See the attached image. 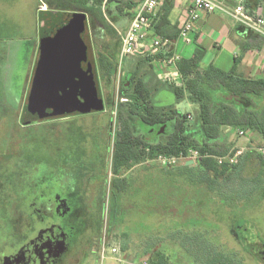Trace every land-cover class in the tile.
Wrapping results in <instances>:
<instances>
[{"label":"rangeland","instance_id":"rangeland-1","mask_svg":"<svg viewBox=\"0 0 264 264\" xmlns=\"http://www.w3.org/2000/svg\"><path fill=\"white\" fill-rule=\"evenodd\" d=\"M0 3L3 4L0 7V189L12 192L13 188H25L49 165L55 167L60 161L64 165L80 166L79 170L83 171L91 186V191L87 190L92 199L91 207L85 212L90 214L88 217L92 223L88 222L83 229L63 264H117L108 254L105 261H99L102 242L119 248L126 243L127 249L121 251V255L129 263L139 264L148 259L151 246H156L168 255L171 264H200L186 246L183 248L192 236L207 240L211 250L218 254L236 255L238 264H260L243 250L233 234V226H237L240 232L244 227L248 228L249 233L243 232L248 242L252 243L257 235L264 242V199L254 196L248 200L221 202L219 195L197 183V171H186L182 165L167 167L143 161L125 171L123 175L131 184L127 194L120 199L124 214L121 222L110 230L107 220L114 205L110 179L117 129L118 80L121 73L128 70L127 64L142 56L126 57L121 68L116 67L113 82L107 87L101 85L104 112L22 126L19 119L22 99L26 95V76L31 68L30 53L36 23L33 9L37 0H0ZM127 19L122 17L116 23L105 14L104 29L99 34L92 30V54L96 50L94 44L109 45V50H113L124 32L121 30ZM157 100L160 105H173L180 113L191 115L196 110L188 100L176 102L173 97H164L163 94ZM170 127L171 123L167 130ZM224 136L220 140L225 144L233 142L234 148L242 151L249 143V136H239L237 132L227 133L223 139ZM160 139L161 136L156 137V140ZM254 147L257 148V144ZM220 183L222 187L230 185ZM3 192L0 197L5 195L6 203L21 206V200L13 198L15 195L9 197ZM100 217L99 233L93 222ZM0 235L6 239L1 230Z\"/></svg>","mask_w":264,"mask_h":264},{"label":"trees","instance_id":"trees-1","mask_svg":"<svg viewBox=\"0 0 264 264\" xmlns=\"http://www.w3.org/2000/svg\"><path fill=\"white\" fill-rule=\"evenodd\" d=\"M223 1L231 5L240 3L251 14L264 5V0H256L255 3L250 0L238 3L232 0ZM40 3L45 4L47 8L44 12H37L39 23L45 17L56 19L64 13L82 14L87 17L89 29L98 34L105 27V14L112 19V22L117 23L122 17L130 18L131 11L136 5L133 0L106 2L105 0H39V5ZM171 10V4L168 0H164L152 18L153 36L172 41L178 37V25H172L169 20ZM195 45L191 57H182L177 62L179 78L174 83L159 80L151 64L153 61L173 56L171 51L163 49L144 56L136 62L128 63V70L123 71L119 77L117 129L113 143L110 179L114 205L109 211L107 220L110 230L121 222L124 208L120 199L127 194L131 184L123 173L143 161L158 163L156 161L158 156L178 159V162L167 167L182 165L181 168L186 171L193 173L197 171L199 174H196L197 183L204 185L211 193L219 195L221 202L229 203L230 199L248 200L254 196L264 199V79H251L240 75L235 64L228 71H223L212 64L202 66L206 50L197 43ZM114 46L115 48L110 51L109 45L94 44L96 49L94 72L97 75L99 94L100 84L109 86L116 75L117 44ZM122 63H125V58ZM160 94L164 97L171 96L176 102L188 100L196 106V110L190 115L180 113L173 105H160L157 100ZM170 123L171 127L167 130ZM158 127H165L163 132L165 136H161L160 140L154 138L159 135ZM226 130L228 132H225ZM239 131L250 135L249 143L244 147L235 164H219L218 158L232 155L236 150L233 142L225 144L220 138L225 135L223 138L225 139L227 133ZM255 144L257 148L254 147ZM190 150L196 152L197 157L194 164L186 166L180 159L186 157ZM245 171L247 174H244ZM220 181L230 185L222 187ZM227 188L228 192H226ZM15 190L18 193L17 199L20 197L26 199L25 188ZM1 192L3 189H0ZM0 208L1 211L6 209L5 195L3 198L0 197ZM93 224L97 225V232L100 233L101 217ZM8 229V221L0 219V230L6 236L4 239L0 235V250L8 239L6 234ZM243 232L249 233L248 228L244 227ZM243 232L238 231L237 226H233V234L243 250L258 261V254L254 252L252 244L256 240L261 243L263 241L257 235L254 242L248 244V238ZM189 239L190 242L186 240L183 248L186 246L191 252L190 255L200 264H238L236 255L218 254L211 250L210 244L202 237L192 236ZM126 249V243H122L120 250L124 252ZM150 250L147 259L149 264H171L164 251L156 246H151Z\"/></svg>","mask_w":264,"mask_h":264},{"label":"flooded vegetation","instance_id":"flooded-vegetation-1","mask_svg":"<svg viewBox=\"0 0 264 264\" xmlns=\"http://www.w3.org/2000/svg\"><path fill=\"white\" fill-rule=\"evenodd\" d=\"M95 78L97 79L96 74ZM101 85L100 96L102 97ZM80 115L86 114L74 112L44 121L73 119ZM27 117H31L32 120L27 121ZM38 120L36 114L26 113L25 121L30 122L28 125ZM164 128L156 129L158 136H165ZM79 167L72 164L64 165L62 161L55 167L53 164L49 165L43 174L39 173L37 178L32 180L31 185L27 183L26 199L18 198L21 200L20 207L6 203L5 210L1 211L0 208V219L8 221L9 225L6 231L8 239L0 250V264H63L65 257L81 237L83 229L88 222H91L89 213L85 212L87 207L89 210L91 207L92 199L88 197L87 191H91V186ZM7 195H15L13 198L18 197L16 190L12 192L8 190ZM252 248L258 254V262L264 264V242L256 240Z\"/></svg>","mask_w":264,"mask_h":264},{"label":"water","instance_id":"water-1","mask_svg":"<svg viewBox=\"0 0 264 264\" xmlns=\"http://www.w3.org/2000/svg\"><path fill=\"white\" fill-rule=\"evenodd\" d=\"M54 18L45 17L39 23V52L21 112V125L30 123L25 121L26 113L36 114L44 121L74 112L104 111L86 16L64 13ZM49 109L51 112H46ZM192 164L189 161L186 166Z\"/></svg>","mask_w":264,"mask_h":264},{"label":"built area","instance_id":"built-area-1","mask_svg":"<svg viewBox=\"0 0 264 264\" xmlns=\"http://www.w3.org/2000/svg\"><path fill=\"white\" fill-rule=\"evenodd\" d=\"M107 0H105L106 2ZM162 0H142V2L135 8L130 23L127 29L120 35L119 52L117 57V67L121 68V62L126 57H144L150 54L159 52L160 50H167L171 44V40L164 37L153 36L151 33V22L155 16V11ZM186 3V16L183 24L180 27L178 39L185 44L192 42V33L194 32V25L200 20L201 14H215L221 13L229 16L236 23L245 28L248 32L254 33L264 39V17L262 10L258 8L252 14L246 8L238 3L231 5L223 0H185ZM46 5L40 3L38 11H46ZM150 40V41H149ZM149 41V42H148ZM180 57L173 55L164 60H156L151 62L159 79L174 83L178 80L179 74L177 69V62ZM239 136H248L244 132H237ZM262 151V150H260ZM242 154V149H236L232 155L218 158L219 164L227 163L229 165L235 164L237 159ZM197 157L196 152L189 151L186 157H181V161L185 165L189 161L195 160ZM158 163L162 165H173L178 162L176 158H167L158 156L156 158ZM107 254L117 264H135L125 261L121 255V250L115 245H106L102 242L99 247V261L102 263L107 259ZM139 264H149L147 259H143Z\"/></svg>","mask_w":264,"mask_h":264},{"label":"crops","instance_id":"crops-1","mask_svg":"<svg viewBox=\"0 0 264 264\" xmlns=\"http://www.w3.org/2000/svg\"><path fill=\"white\" fill-rule=\"evenodd\" d=\"M133 1L136 3L135 8L142 2V0ZM163 1L164 0H162V2L158 5L155 11V15L159 8L162 6ZM243 1L244 0H241L240 2ZM168 2L172 6V10L169 15V20L172 25L177 24L180 30V27L182 26L184 18L186 16L185 0H168ZM250 2L255 3L257 1L250 0ZM2 6L3 4L0 3V7ZM7 6H9V4H7ZM38 8L39 0H37V4H35L33 9V12L36 17V23L34 28L35 37L33 38L34 44L30 53L31 68L26 76L25 81L26 91H24L26 92V95L30 87L36 64V59L39 52L40 37L39 22L37 17ZM135 8L131 11L132 15ZM262 8L264 9V7L260 6L261 10ZM131 18L132 16L127 19V23L121 30L122 32L127 29ZM92 35V29H89V36L91 39ZM150 37H153L152 31L150 33L149 38ZM195 39L196 41L194 42ZM195 43H197L199 46L206 50V54L202 60V66L212 64L223 71H228L235 64L237 66V72L240 75L251 79H264V39L254 33L248 32L245 28L236 23L229 16L221 13H202L200 20L194 25V32L192 33V42L190 44H185L177 37L175 40H171V44L168 48V51H171L173 55H177L180 58H189L193 55L196 46ZM116 48L118 57L119 43L117 44ZM93 58L95 61V51L93 54ZM26 95L22 99L23 104L25 102ZM225 132H228V130H226Z\"/></svg>","mask_w":264,"mask_h":264}]
</instances>
